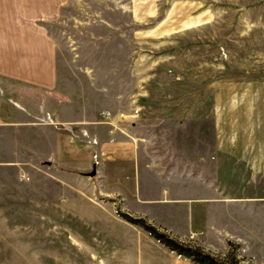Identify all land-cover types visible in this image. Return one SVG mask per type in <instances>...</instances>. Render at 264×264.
Segmentation results:
<instances>
[{
  "label": "rangeland",
  "instance_id": "374dc122",
  "mask_svg": "<svg viewBox=\"0 0 264 264\" xmlns=\"http://www.w3.org/2000/svg\"><path fill=\"white\" fill-rule=\"evenodd\" d=\"M47 28L57 92L0 75V100L43 120L62 101L68 119L103 117L168 177L137 179L140 196L181 197L171 231L146 217L160 204L105 196L85 148L59 163L27 152L0 166V264H195L121 213L226 264H264V0H66ZM199 193L212 200L192 225Z\"/></svg>",
  "mask_w": 264,
  "mask_h": 264
},
{
  "label": "crops",
  "instance_id": "0c3cea01",
  "mask_svg": "<svg viewBox=\"0 0 264 264\" xmlns=\"http://www.w3.org/2000/svg\"><path fill=\"white\" fill-rule=\"evenodd\" d=\"M65 2L66 0H0V75L12 83L37 91L57 92L56 43L48 32L47 23L58 18L60 6ZM66 104L64 101L60 102L56 113L55 110L51 113L52 119L43 120L38 116L33 118L18 106L0 100V166L25 164L27 152L40 160L44 154H50L52 161L59 163L75 151L78 145L91 155L92 171L97 175L100 186L105 187L102 190L105 196H119L120 200L130 203L131 207L138 205L136 202L140 201L160 204V207H154L153 212L150 211L146 217H154L156 224L173 231L171 219L174 215L177 216L178 210L172 204L180 200V192L167 190L162 186V194L159 196L152 197L148 192L144 197L140 196L137 179L143 176L142 179L151 185L168 177H162L157 172L151 173L150 170H154L146 162H142L144 155L140 153L139 138L126 134L123 128L103 117L68 119L65 113L73 111V108L68 109L69 105ZM76 132L86 138L84 146L75 143ZM43 135L49 138L47 144L43 141ZM141 166L144 173L140 172ZM190 197L193 207L191 224L195 225V221H201L203 203L212 199H204L200 193L198 197ZM136 207L141 213L140 207ZM146 207L145 209L149 208ZM178 232L187 233L190 230L181 229Z\"/></svg>",
  "mask_w": 264,
  "mask_h": 264
},
{
  "label": "trees",
  "instance_id": "16d2710c",
  "mask_svg": "<svg viewBox=\"0 0 264 264\" xmlns=\"http://www.w3.org/2000/svg\"><path fill=\"white\" fill-rule=\"evenodd\" d=\"M121 216L140 227H142L144 230H146L152 237H154L156 240H158L160 243H162L164 246H166L171 251L176 252L178 255H182L195 264H226L223 261L218 260L214 256L210 255L209 253L205 252L201 248L193 247L191 245L185 244L181 241H179L176 238H173L166 232L158 230L155 226L148 223L143 218H133L129 216L128 214L121 213Z\"/></svg>",
  "mask_w": 264,
  "mask_h": 264
},
{
  "label": "water",
  "instance_id": "95a60500",
  "mask_svg": "<svg viewBox=\"0 0 264 264\" xmlns=\"http://www.w3.org/2000/svg\"><path fill=\"white\" fill-rule=\"evenodd\" d=\"M95 174V172L94 171H92L91 173H89V175L90 176H92V175H94Z\"/></svg>",
  "mask_w": 264,
  "mask_h": 264
}]
</instances>
